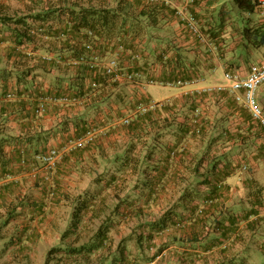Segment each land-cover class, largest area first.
Returning a JSON list of instances; mask_svg holds the SVG:
<instances>
[{"label":"crops","instance_id":"0c3cea01","mask_svg":"<svg viewBox=\"0 0 264 264\" xmlns=\"http://www.w3.org/2000/svg\"><path fill=\"white\" fill-rule=\"evenodd\" d=\"M87 1L81 7L111 10L106 25L116 28L97 36L102 50L92 52L89 62L76 63L68 50L61 57L67 62H60L44 49H23L32 58L57 60L65 78L56 84L45 73L37 76L23 96L26 110L16 106L7 111L0 154L11 162L2 168L0 161V264H47L52 250L49 264H77L72 256L61 260L62 251L94 241L104 223L107 264L123 245L126 253L133 252L131 264H264V131L231 89L203 91L224 83L226 72L246 74L264 59V46L248 44L241 34L244 26L256 29L264 23L261 15L241 12L233 0L192 3L208 37L201 42L160 1ZM185 1L174 0V7ZM55 5L51 7L60 4ZM12 7L14 12L26 10L21 4ZM154 8L156 15H151ZM113 11L122 16L111 23ZM54 17L30 23L48 30L68 25L65 12L59 21ZM119 37L124 45L140 44V55L133 56L127 46L115 48ZM65 40L45 36L38 44L60 46ZM117 57L122 74L139 68L141 77L104 75L103 67ZM93 65L105 77L98 88L90 87ZM77 76H86L79 95L74 93L81 82ZM152 85L174 91L156 98ZM258 96L264 108V85ZM43 97L58 100L38 115ZM197 119L200 126L193 123ZM89 127L97 130L95 143L69 151L71 141ZM53 147L66 150L65 157L54 173H46L36 156ZM20 149L26 151L27 164L18 173ZM209 200L213 203L199 215ZM83 204L90 209L73 227ZM141 234L144 244L135 247Z\"/></svg>","mask_w":264,"mask_h":264},{"label":"trees","instance_id":"16d2710c","mask_svg":"<svg viewBox=\"0 0 264 264\" xmlns=\"http://www.w3.org/2000/svg\"><path fill=\"white\" fill-rule=\"evenodd\" d=\"M12 0H0V48H2L5 44L7 45V53L5 55L0 56V102H2L1 106V117L3 118V122L6 121L7 111L12 110L13 107L20 106L21 110H26L27 101L24 100L23 96H26L28 89L32 85L37 76L42 75L43 73L46 75V80L48 82H54L58 84L60 80L64 79L59 72L62 68V65L57 62L54 58L47 59L45 58H32V55H28L27 52H24V47H32L33 50L44 49L46 52H51L57 55L58 57H62V53L66 50L72 51L71 57H73L76 63L79 62H89V58L92 52H99L102 50V46L97 43V36L99 39V34L104 29L115 30V27L107 26L108 22V13H111V10L108 9H96L95 7H81L82 2L84 0H29L27 4H22L26 7V10H19V12H14L12 4L10 3ZM19 2H25L26 0H17ZM90 1V0H89ZM87 1V2H89ZM54 2V3H53ZM234 4L240 9L241 12L246 13H259V5L257 2H252L251 0H233ZM48 3L49 9L47 11H38L34 12V9L44 8V5ZM55 3L60 4L59 7L53 9L51 6H56ZM199 0H193V5L198 4ZM161 8L164 5L161 4ZM149 7V6H148ZM45 10V9H44ZM65 12V15L68 19V25L64 28H51V30L44 29L42 27L34 26L33 23H30V20L36 22L47 21V18L55 15L54 20L61 19V12ZM156 8L152 9L150 12L151 15H156ZM148 14V18L151 15ZM260 14V13H259ZM110 15V14H109ZM144 15V14H142ZM122 16L120 13L114 12L111 16V23L116 22V20L120 19ZM126 16V15H125ZM141 16V14H138ZM138 18V17H136ZM135 17H132L134 20ZM264 20V19H263ZM115 28V29H114ZM202 28V27H201ZM43 31H39V30ZM89 31H93L94 34L90 35ZM186 31V30H185ZM203 31V29H202ZM209 31V30H208ZM187 32V31H186ZM204 32V31H203ZM117 33V32H116ZM188 33V32H187ZM205 33V32H204ZM241 34L245 40L248 41V44L251 43L256 47L264 46V23H260V25L255 29V27L244 26L241 28ZM63 35V36H62ZM136 36L138 34H135ZM45 36H49L51 38H60L66 39L61 43V47L59 45H54L51 43L48 47L38 43L44 39ZM119 43L115 44V48H125L126 47L131 51L133 56L139 54L140 44H136V42H130V44H123L121 37H119ZM247 44V45H248ZM142 51V50H141ZM140 51V52H141ZM126 52V51H125ZM136 52V53H135ZM33 59V60H32ZM83 60V61H82ZM60 62H67L63 58L60 59ZM86 64V63H83ZM89 67V66H88ZM93 68L89 67V70L92 71L93 79L90 87L98 88L101 83L104 82L105 77L100 73L96 67L93 65ZM37 71L40 73L37 74ZM59 72V73H57ZM128 73H130L134 79L140 78L143 71L138 69H131ZM106 73L104 72V75ZM102 75V76H101ZM78 79L81 80L76 82V86L74 87L75 95L82 94L84 87L86 86V76H77ZM155 78L153 76L150 77V82H155ZM23 107V108H22ZM134 104L131 103L130 110H133ZM20 110V109H19ZM199 115V114H198ZM26 116H28L26 114ZM200 116V115H199ZM198 116V117H199ZM27 118V117H26ZM198 120V119H197ZM194 125L197 126L200 124V121H193ZM0 122V126H2ZM127 125V127L132 126V121ZM195 125V126H196ZM200 126V125H199ZM260 126V125H259ZM2 129V130H1ZM0 129V133L5 134L3 128ZM91 129H95L89 127L85 129L83 132H87ZM197 133L202 132V128L198 127ZM83 133V134H85ZM82 134V135H83ZM81 135V136H82ZM97 136L94 141L84 147H88L95 143ZM3 143V140H2ZM18 145H22V142H18ZM19 153V164L18 173H21L24 170V166L27 164L26 154L20 149ZM3 149L1 150V152ZM19 151V150H18ZM47 152L38 153L36 156V160L40 163V169L45 171L46 173H54L59 165L54 170H48L43 168V163L38 159L39 156L46 154ZM0 161L2 168H7L9 166L11 160L10 158L2 152L0 154ZM23 161V163H22ZM26 163V164H25ZM38 179V174L36 175ZM213 203L212 200H209L207 204L201 207L198 210V214H204L207 206ZM81 209H78L79 216L78 219H73V227H78V225L82 222V216H84L87 211L90 209L89 204H83L80 206ZM119 206L117 207V209ZM172 211H167L166 214H172ZM169 221V220H168ZM164 220L160 221L157 226L159 228H163L162 223ZM116 222H114L115 224ZM115 226V225H114ZM107 225L106 223L99 226L97 234L94 238V241L84 242L81 246H77L75 248H68L65 251H62L63 256L60 258L61 260H70L69 256H72L76 259L77 264H95L97 261L98 264H107V249L106 240L108 238L107 235ZM112 240V239H111ZM135 247L142 246L144 244L145 237L144 235H137L135 237ZM122 242V241H121ZM120 242V244H121ZM224 242V241H223ZM222 242V243H223ZM92 243V244H91ZM126 243V242H125ZM127 246L123 245L122 249L118 251L116 256L113 257L110 264H128L134 263L131 254L133 252L126 253ZM55 254V251L52 250L48 256L47 264L53 260L52 255ZM59 254V253H58ZM65 257V258H64ZM80 257L82 262L80 263L77 258ZM145 259V258H142Z\"/></svg>","mask_w":264,"mask_h":264},{"label":"built area","instance_id":"2783aa9c","mask_svg":"<svg viewBox=\"0 0 264 264\" xmlns=\"http://www.w3.org/2000/svg\"><path fill=\"white\" fill-rule=\"evenodd\" d=\"M161 3L169 6L175 10V15L181 22L184 30H186L192 37L201 42H207L208 37L202 31L201 25L195 14L191 10V5L193 0H186L185 3L181 5H175L174 0H157ZM252 2H257L260 9V15L264 19V0H251ZM90 35H93V31H89ZM63 36V35H62ZM83 61V60H82ZM105 75H111L114 77H124L127 80H134L131 74H122V67L118 58L111 59L103 67ZM153 83V82H152ZM172 85L173 83H167ZM264 85V59L260 62H256L250 66L249 71L246 74L235 73V72H226L224 74V83L212 87H206L204 92H214L224 90L226 88L231 89L235 94V100L238 103H241L249 111L252 118L257 121L264 131V108L261 106L257 99V94L259 89ZM58 99L54 97H43L40 100V103L36 109L38 115L44 114L47 110L49 102H56ZM62 100H69L68 97L63 98ZM198 120H195L197 122ZM130 118L124 119V123L128 124ZM97 136V130L91 129L79 138L72 140L70 146L68 147L69 151H73L78 147H84L92 143ZM66 150L53 147L47 151L46 154H43L38 157L39 160L43 163V168L48 170H54L64 159ZM247 168V166H245ZM37 173H34L36 177ZM1 187V184H0Z\"/></svg>","mask_w":264,"mask_h":264},{"label":"rangeland","instance_id":"374dc122","mask_svg":"<svg viewBox=\"0 0 264 264\" xmlns=\"http://www.w3.org/2000/svg\"><path fill=\"white\" fill-rule=\"evenodd\" d=\"M28 1L29 0H26L25 2H19V1H17V0H12L10 3L12 4V5H14V4H17V5H20L21 4V6H24V5H22V4H27L28 3ZM118 58V57H117ZM118 61L120 62V60H119V58H118ZM121 63V62H120ZM59 72H61V71H59ZM59 72H57V73H59ZM158 83H159V81H158ZM161 84V86H163L162 85V83H160ZM149 90H150V92L152 93V95L154 96V97H156V98H159V97H162V96H166V95H168L169 93H172L173 91H174V89L173 88H169V87H157V86H155V85H152L150 88H149ZM159 92H162V95L161 94H159ZM257 99H258V101H259V96H258V94H257ZM260 103V102H259ZM6 122L3 124V130L6 132V131H8V126H6Z\"/></svg>","mask_w":264,"mask_h":264}]
</instances>
